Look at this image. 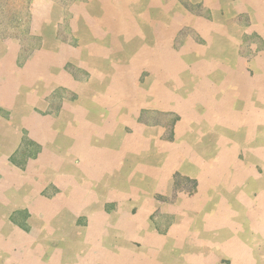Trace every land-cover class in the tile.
Here are the masks:
<instances>
[{"label": "crops", "instance_id": "1", "mask_svg": "<svg viewBox=\"0 0 264 264\" xmlns=\"http://www.w3.org/2000/svg\"><path fill=\"white\" fill-rule=\"evenodd\" d=\"M36 2L37 47L0 43V264H264V0Z\"/></svg>", "mask_w": 264, "mask_h": 264}, {"label": "rangeland", "instance_id": "2", "mask_svg": "<svg viewBox=\"0 0 264 264\" xmlns=\"http://www.w3.org/2000/svg\"><path fill=\"white\" fill-rule=\"evenodd\" d=\"M36 1L37 0H0V19L4 18L1 26H3L6 22H8L9 19H12L14 15V11L15 13L19 11V16H21V18L24 19L26 15H30L28 21V25H29L28 29H24L19 34H16V32L11 31L10 29L4 32H0V34H2L3 36H7V37H2V35H0V43L3 44L4 46H6L7 44H16L19 48L22 47L23 49L21 56L23 57L33 48L37 47V45L40 42V38H38L37 34L33 32H39V29H41L42 26L40 25V21H37L41 19L40 18L41 16L38 14L39 17H36L35 15V20L37 23L36 25L35 22L34 24L32 23L33 22L32 13L35 12L39 13V10H43V11L46 10L47 5L45 6V4L37 3ZM40 1L42 2V0ZM74 1L76 0H51V2H54L55 5H57L60 12L61 10H63L64 16L65 14L66 15L68 14L67 10ZM56 13H57V9H56ZM25 32H29V35L35 38L34 39L28 38V36L25 35Z\"/></svg>", "mask_w": 264, "mask_h": 264}, {"label": "trees", "instance_id": "3", "mask_svg": "<svg viewBox=\"0 0 264 264\" xmlns=\"http://www.w3.org/2000/svg\"><path fill=\"white\" fill-rule=\"evenodd\" d=\"M30 15H26L25 19L21 18V16H19V11H17V13H15L14 11V15L12 17V19H9L8 22H6L3 26H1V24L3 23V19H0V32H4L8 29H10L11 31L16 32V34H19L21 31H23L24 29H28L29 25H28V21H29ZM2 35V34H0ZM25 35L28 36V38L30 39H34L35 37H32L31 35H29V32H25ZM18 36V35H15ZM2 37H7V36H3Z\"/></svg>", "mask_w": 264, "mask_h": 264}, {"label": "bare ground", "instance_id": "4", "mask_svg": "<svg viewBox=\"0 0 264 264\" xmlns=\"http://www.w3.org/2000/svg\"><path fill=\"white\" fill-rule=\"evenodd\" d=\"M193 106V105H192ZM21 184V183H20ZM15 244V243H14Z\"/></svg>", "mask_w": 264, "mask_h": 264}]
</instances>
